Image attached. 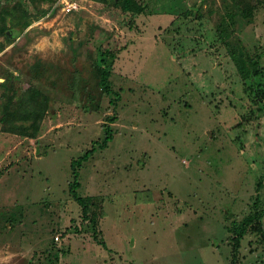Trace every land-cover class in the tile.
<instances>
[{
  "label": "rangeland",
  "instance_id": "374dc122",
  "mask_svg": "<svg viewBox=\"0 0 264 264\" xmlns=\"http://www.w3.org/2000/svg\"><path fill=\"white\" fill-rule=\"evenodd\" d=\"M60 1L0 0V264H264V0Z\"/></svg>",
  "mask_w": 264,
  "mask_h": 264
},
{
  "label": "trees",
  "instance_id": "16d2710c",
  "mask_svg": "<svg viewBox=\"0 0 264 264\" xmlns=\"http://www.w3.org/2000/svg\"><path fill=\"white\" fill-rule=\"evenodd\" d=\"M48 1V0H43ZM57 0H49V3L51 5L48 7L49 11L55 6V3ZM132 0H121L120 2V9L122 12H130V13H137L135 9L132 7ZM18 12L20 13V18L17 16H12L14 13L12 10H5L0 13V37H3L7 42H12L13 33L18 31V29H13V27H9L6 23V19L9 16H12L13 21H11V25L19 26V28L26 29L29 26V13L26 11V9H23L22 7L18 6ZM256 7L245 5L241 9H239V16L243 18H251L255 12ZM227 19L230 21L233 19L231 15L227 16ZM217 29H219L220 37L222 39H225L223 24H220ZM1 46V45H0ZM104 60V59H103ZM102 60V62H103ZM235 62L237 65L238 72L243 80L247 78L255 77L257 71H256V64L252 63L251 58L246 55L243 51L241 53H238L235 57ZM108 70V69H107ZM106 69L103 70L101 78H100V85L103 87V91L107 96H114L113 98H110V104L115 105V101L117 99L116 95L113 93L110 83L108 80V71ZM114 118L108 119L109 123H112ZM8 125V123H7ZM2 125L3 128H12L9 126ZM13 129V128H12ZM103 139L101 141H96L93 143V146L90 150L86 151L83 156L78 158L76 161H73L71 163V182L68 185V192L71 196L72 200L81 208V213L84 218L87 217L88 214V199L87 198H81L78 196L77 190L79 188V182H78V170L82 167V165L89 160V158L94 154L96 150H105L108 146V144L112 140V133L109 125H105L103 127ZM255 211L254 213L250 214L246 219H244L242 225L235 231V246H238L239 240L243 237L244 233L246 232L247 228L252 225L258 224L261 213L258 211L257 205L254 206Z\"/></svg>",
  "mask_w": 264,
  "mask_h": 264
},
{
  "label": "built area",
  "instance_id": "2783aa9c",
  "mask_svg": "<svg viewBox=\"0 0 264 264\" xmlns=\"http://www.w3.org/2000/svg\"><path fill=\"white\" fill-rule=\"evenodd\" d=\"M56 6H60L63 13H69L76 9V5L67 0H61Z\"/></svg>",
  "mask_w": 264,
  "mask_h": 264
},
{
  "label": "crops",
  "instance_id": "0c3cea01",
  "mask_svg": "<svg viewBox=\"0 0 264 264\" xmlns=\"http://www.w3.org/2000/svg\"><path fill=\"white\" fill-rule=\"evenodd\" d=\"M3 218V217H2ZM3 219H0V222L2 221ZM8 230V229H7ZM3 235V232L2 231H0V239H1V236ZM2 244H5V243H2L1 241H0V249H3L4 251H5V249H7L6 251H9V250H11V249H9L8 248V246L5 244V246H3L2 247ZM9 249V250H8ZM11 251H16V252H20L21 250H20V247L19 248H17V250H15V249H13V250H11Z\"/></svg>",
  "mask_w": 264,
  "mask_h": 264
}]
</instances>
